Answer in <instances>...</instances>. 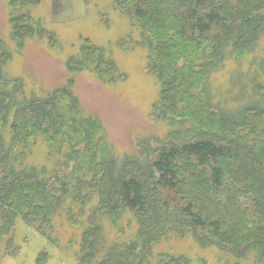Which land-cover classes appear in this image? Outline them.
I'll list each match as a JSON object with an SVG mask.
<instances>
[{
  "label": "trees",
  "instance_id": "1",
  "mask_svg": "<svg viewBox=\"0 0 264 264\" xmlns=\"http://www.w3.org/2000/svg\"><path fill=\"white\" fill-rule=\"evenodd\" d=\"M10 1L24 11L43 0ZM110 1L139 31L138 41L124 38L118 46L146 47L160 86L151 121L168 130L141 138L145 161L119 158L106 148L102 121L86 114L68 88L33 100L19 80L8 89L3 71L12 55L0 39V264L5 256L19 259L18 226L55 243L54 219L68 203L78 208L69 221L85 226L76 264H191L184 255L154 257L156 245L172 235L264 264V58L255 56L247 72L239 67L225 85L214 81L228 62L256 52L264 39V0ZM10 23L22 50L39 27L24 14ZM84 42L76 69L109 83L124 77L115 61ZM39 144L48 164L74 163L69 175L53 180L47 166L26 164ZM126 212L137 225L129 241L121 238ZM50 258L45 249L36 264Z\"/></svg>",
  "mask_w": 264,
  "mask_h": 264
},
{
  "label": "rangeland",
  "instance_id": "2",
  "mask_svg": "<svg viewBox=\"0 0 264 264\" xmlns=\"http://www.w3.org/2000/svg\"><path fill=\"white\" fill-rule=\"evenodd\" d=\"M10 2L0 0V39L12 55L3 71V76L12 83L7 88L13 87L14 80L21 81L24 95L30 100L48 98L55 90L68 88L86 114L102 121L107 137L106 148L119 158L132 156L145 161L146 155H142L139 141L151 135H164L168 126L151 121L160 86L149 72L146 47L139 45L135 50L126 52L118 46L124 38L125 41L139 40V31L132 25V20L114 10L110 0H43L25 6L24 11L19 8L15 10L16 4L11 5ZM18 14L27 15L34 27H39L34 38L25 40L22 50L12 40L11 32V19ZM86 40L98 47L106 58L115 61L124 77L114 83L101 82L95 78L94 72L76 69L75 60L77 56L80 57ZM131 46L130 43L128 47ZM257 46L254 54L238 63L228 62L223 70L215 73V85H225L239 67L247 72L255 56L260 60L264 58V39ZM260 65L261 62L258 67ZM70 80L73 81L72 85L69 84ZM67 154H73L70 147ZM150 155L153 156V153ZM61 162L52 159L48 164L46 150L41 144L29 150L26 160L28 166H47L53 180L69 175L74 165L69 162V168L58 167ZM51 165L57 168L53 169ZM63 208L54 219L55 243L42 238L35 228L18 226L16 243L19 245L20 239L24 241L20 244L22 252L19 259L13 255L5 256L1 264H36L38 255L45 249L51 257L48 264H76L85 226L73 225V221H69L71 216L74 218L78 213L76 205L68 203ZM89 212L86 209V214ZM122 225L126 232L121 238L126 241L134 238L137 225L131 213L123 215ZM160 253L184 255L191 264H225L228 261L231 264H254L249 260H235L216 248H202L190 235L186 238L172 235L156 245L154 257Z\"/></svg>",
  "mask_w": 264,
  "mask_h": 264
}]
</instances>
